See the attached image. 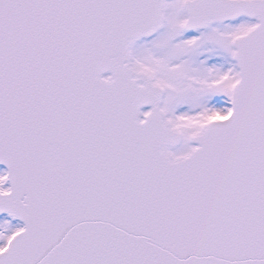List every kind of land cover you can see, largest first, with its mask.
Returning <instances> with one entry per match:
<instances>
[{
  "label": "snow or ice",
  "instance_id": "6c2138e0",
  "mask_svg": "<svg viewBox=\"0 0 264 264\" xmlns=\"http://www.w3.org/2000/svg\"><path fill=\"white\" fill-rule=\"evenodd\" d=\"M0 264H264V0H0Z\"/></svg>",
  "mask_w": 264,
  "mask_h": 264
}]
</instances>
